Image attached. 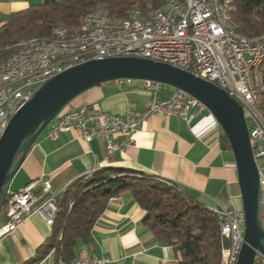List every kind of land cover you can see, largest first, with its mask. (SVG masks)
<instances>
[{"label": "crops", "instance_id": "obj_1", "mask_svg": "<svg viewBox=\"0 0 264 264\" xmlns=\"http://www.w3.org/2000/svg\"><path fill=\"white\" fill-rule=\"evenodd\" d=\"M42 1L0 0V25L11 13ZM171 90L167 85L161 96H167ZM148 99L140 80L121 86L110 81L79 94L65 110L91 105L104 112L123 114L128 109L143 110ZM215 124L208 110L190 123L175 116L151 114L135 133L133 142L124 150L115 151L109 159L105 158V143L101 139L84 141L74 129L61 133L56 140L46 139L43 133L30 149L9 190H20L31 180L46 179L51 190L60 193L90 170L120 167L160 179L212 210H241L234 157L231 149L221 147L222 132L216 130ZM116 141L120 143L122 137L117 136ZM36 191H41L40 183ZM144 215L130 190L121 192L109 199L86 246L92 254L108 257L112 264H178V248L160 244L142 223ZM52 231V225L32 214L13 232L0 237V264L28 261L55 264L54 253L48 257V253L41 254ZM83 245L76 246L75 254ZM223 246L226 252V239Z\"/></svg>", "mask_w": 264, "mask_h": 264}, {"label": "built area", "instance_id": "obj_2", "mask_svg": "<svg viewBox=\"0 0 264 264\" xmlns=\"http://www.w3.org/2000/svg\"><path fill=\"white\" fill-rule=\"evenodd\" d=\"M161 6H168V14H161ZM160 8L152 9L154 16H166V23L156 29H147V24H129L119 28V32L102 29L87 40L77 43L57 45L54 43L38 44L30 47V57L22 58L20 64H10L0 68V137L10 117L28 101L37 88L54 75L73 66V61L60 64V56L76 45H95L98 56L151 57L153 60L173 59L175 66L187 65V70L203 67L208 79L222 80L225 91L231 94L242 107L246 104L248 84L247 67L252 60L263 55L264 44L249 50H240L232 43L229 33H220L219 23H224L220 0H181L162 2ZM107 19L106 15L96 14V18L79 22L94 23ZM63 30V29H61ZM57 36L60 33H52ZM18 48H23L22 42ZM87 58H83L86 61ZM25 71H34V78H25ZM137 79L122 78L114 80L115 84H133ZM148 93L149 99L143 110L128 109L123 114L101 111L91 105L61 112L44 130L45 138L56 140L61 133L74 129L79 137L88 141L98 138L104 141L105 158L109 159L117 150H124L133 142L135 133L151 114L175 116L190 123L203 110H208L197 98L184 90L173 88L167 96L161 92L167 85L152 81L140 80ZM209 112V111H208ZM210 113V112H209ZM211 114V113H210ZM244 115V114H243ZM255 163L258 168L261 200L264 191V134L250 117L244 116ZM216 130L222 132L215 120ZM121 136L118 143L116 137ZM93 169V168H92ZM91 170L85 175H90ZM41 191H36L37 184ZM58 192L51 190L49 180H31L23 188L10 191L1 209L0 237L13 232L32 214H38L46 224H50L53 208L57 205ZM226 229L227 264H236L237 256L243 242L244 213L241 210H219ZM264 223V210L262 212ZM54 253L50 250L47 257ZM70 264H112L102 255L92 254L86 245L80 247Z\"/></svg>", "mask_w": 264, "mask_h": 264}, {"label": "trees", "instance_id": "obj_3", "mask_svg": "<svg viewBox=\"0 0 264 264\" xmlns=\"http://www.w3.org/2000/svg\"><path fill=\"white\" fill-rule=\"evenodd\" d=\"M163 0H44L11 13L0 25V61L12 56L30 39H50L56 27L73 28L93 8L111 19L128 17L133 9L147 12ZM233 21L239 33L250 40L264 35V0H230ZM193 72L191 68L188 70ZM262 91L257 108L264 117V60L260 65ZM220 145L230 149L221 134ZM130 190L145 211L142 223L163 245L178 248V264H220V220L215 210L166 182L120 167H103L75 179L58 194L52 234L42 256L54 249V263L70 262L78 244L91 242V230L110 198ZM0 213V217H1ZM25 264H30L26 262ZM253 264H264L257 254Z\"/></svg>", "mask_w": 264, "mask_h": 264}, {"label": "water", "instance_id": "obj_4", "mask_svg": "<svg viewBox=\"0 0 264 264\" xmlns=\"http://www.w3.org/2000/svg\"><path fill=\"white\" fill-rule=\"evenodd\" d=\"M122 78L157 81L184 90L205 105L228 139L235 161L245 218L236 264H253L257 254L264 257L259 174L241 104L219 86L188 70L145 57L89 59L54 75L37 88L10 117L0 137V212L14 176L48 124L79 94Z\"/></svg>", "mask_w": 264, "mask_h": 264}, {"label": "bare ground", "instance_id": "obj_5", "mask_svg": "<svg viewBox=\"0 0 264 264\" xmlns=\"http://www.w3.org/2000/svg\"><path fill=\"white\" fill-rule=\"evenodd\" d=\"M171 1H181V0H171ZM166 2V0H163ZM221 10L223 14L224 23H219L220 33H229V38L232 43L237 44V48L240 50H249V48L258 47V44H264V35L257 40H250L241 33L238 32L237 26L232 18L231 13V3L230 0H220ZM160 8V7H158ZM142 12L137 9H133L128 17L120 19H111L107 16L105 11L100 8L90 9L85 15V19L96 18V14H104L107 19L94 22V23H84L80 22L77 26L73 28L68 27H56L53 29L52 33H60V35L54 36L50 39H36L38 44H47L54 43L57 45L73 44L77 43L80 40H87L88 38L94 36L96 33H101L102 29L110 30V32H119V28L128 26L129 24H134V18L136 15ZM147 12H150L147 11ZM161 14H168V6H161ZM162 23H166V16H154L151 13H142L136 18V25L147 24V29H156L158 26H161ZM63 29V30H61ZM34 45V39H30L25 42L12 56L7 57L4 60L0 61V68L9 67L10 64H20L22 58L30 57V47ZM94 56H98V48L95 45H76L72 50L67 51L66 53L60 56V64H68L73 61V65L81 63L83 58L94 59ZM136 56V55H129ZM150 58L151 57H145ZM264 60V49L263 55L258 57L256 60L251 61V65L247 67V78L248 84H251V88L247 89L246 95V104L248 107L243 108L244 116L250 117L251 123H256L258 130L264 134V117L257 108V98L262 91V77L260 75V65ZM157 61L167 62L175 66L173 59H160ZM180 68L187 70V65H179ZM195 75L214 83L219 86L221 89L225 90V85L222 84V80L208 79V76L204 75L203 67H195V70L192 72ZM25 78H34V71H25ZM229 96L231 94L228 93ZM233 98V97H232ZM98 168H95L96 170ZM92 170L91 173L94 171ZM59 194V192H58ZM57 212V205L53 208L50 224L54 223L55 215ZM215 212L218 215L220 220V236H221V262L220 264H227V256L223 246V240L226 239V229L223 226V219L221 213L218 212V209H215Z\"/></svg>", "mask_w": 264, "mask_h": 264}, {"label": "rangeland", "instance_id": "obj_6", "mask_svg": "<svg viewBox=\"0 0 264 264\" xmlns=\"http://www.w3.org/2000/svg\"><path fill=\"white\" fill-rule=\"evenodd\" d=\"M43 133H44V131L40 134V136H41ZM40 136H39V137H40ZM262 194H263V198H262L261 208H262V212H263V210H264V191L262 192Z\"/></svg>", "mask_w": 264, "mask_h": 264}]
</instances>
